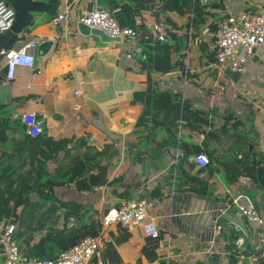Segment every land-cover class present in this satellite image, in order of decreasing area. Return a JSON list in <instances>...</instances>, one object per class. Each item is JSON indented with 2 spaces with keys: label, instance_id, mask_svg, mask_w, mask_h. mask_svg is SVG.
<instances>
[{
  "label": "crops",
  "instance_id": "0c3cea01",
  "mask_svg": "<svg viewBox=\"0 0 264 264\" xmlns=\"http://www.w3.org/2000/svg\"><path fill=\"white\" fill-rule=\"evenodd\" d=\"M37 1L48 5L59 2L52 9L54 16L64 10L65 3H72L83 12L98 7L107 9L113 1V12L120 16V25L145 27L150 32L156 24L164 29L165 19L178 27L184 24L175 12L167 13L166 18L160 14L162 23L157 22V0ZM211 1L202 0L204 4ZM232 2L227 0L222 16L264 11V0H245V7L237 10L230 8ZM51 19L46 13H32L30 25L14 39L9 50L19 49L28 41H35L37 47L33 67H17L12 80L6 77L4 53L8 50L0 48V106L8 108L10 122L21 123V115L34 112L43 120L41 135L54 140L86 138L88 146L97 150L113 144L89 123L100 113L105 127L121 136L102 162L111 167L108 185L94 193H79L72 186L56 187L54 196L99 213L105 206L112 209L118 202L121 205L145 198V221H152L159 233L157 247L153 249V239L144 235L141 226L132 230L118 224L103 228L98 237L101 255L88 264H210V260L218 264L253 263L251 252L259 241L264 244V225L257 228L249 224L237 212L235 203L250 200L264 218V197L248 179L240 177L228 183L225 173L244 151L241 136L234 134L249 133L253 141L249 152L253 149V154L258 155L264 150V45L256 48L241 71L239 81L243 84L236 91L243 99L239 109L232 110L210 95L219 87L217 76L225 77V68L220 70L217 63H206L215 49L214 35L208 33L207 27L196 34L189 32L192 49L183 60L185 70L162 76L150 72L148 76L139 72L140 56L131 44L111 40L101 36V32H83L74 20L54 25ZM1 39L0 35V44L4 46L9 38ZM44 43L50 45L41 49ZM147 89L152 92L151 97L158 91L178 92L202 113L191 123H179L176 137L183 148L162 147L164 139L170 136L161 125L162 114L155 120L152 115L145 117L149 120L141 119L144 113L151 114L145 103ZM219 91L226 94L224 87ZM76 92L80 95L75 96ZM135 94L139 99L134 101ZM223 107L228 113L222 112ZM229 114L233 115L230 120ZM236 120L241 126L232 131L230 127ZM224 124L228 133L219 131ZM25 134L23 130L7 132L1 149L10 153L15 148L14 140H25ZM171 148L179 154L173 157L168 151ZM199 152L208 157L207 166L195 162ZM55 166L48 163V171L52 172ZM227 209L235 216L226 225L217 223L215 214H223ZM227 233L238 234L237 246L246 252V256L239 255L236 263L231 261L233 254L224 249L223 236Z\"/></svg>",
  "mask_w": 264,
  "mask_h": 264
},
{
  "label": "trees",
  "instance_id": "16d2710c",
  "mask_svg": "<svg viewBox=\"0 0 264 264\" xmlns=\"http://www.w3.org/2000/svg\"><path fill=\"white\" fill-rule=\"evenodd\" d=\"M157 1V22L162 23L160 14L166 18L167 13L171 12H175L184 20L181 27L173 24L170 19L163 21L167 35L165 43L159 42L145 27L120 25V16L113 12L116 7L113 1L107 10L114 14L120 27H130L137 32L139 72L162 76L174 70L186 69L183 60L186 52L192 49V40L188 37L190 31L196 34L207 27L208 33L214 35L228 15L222 16L227 0H213L209 4H204L202 0ZM212 40L215 42L214 36ZM211 54L212 58L207 59L206 63H217L216 48ZM214 71L217 72L218 68ZM145 93V103L151 114L144 113L141 119L149 120L145 117L152 115L155 120L162 114L161 125H164L165 132L170 133V136L164 139L162 147L183 148L176 137L179 123H191L195 116H202V113L193 108L178 92L158 91L153 98L149 89ZM135 95L134 101L139 99L138 94ZM7 109L6 106H0V144L6 142L7 132H25L22 123L16 120L10 122ZM231 117L233 118V115L229 114L227 119L230 120ZM239 126L241 123L236 120L230 128L236 131ZM226 128L227 124H224L219 131L227 132ZM41 134L36 137L25 134V140H14L15 148L10 153L0 147V264L4 251L1 237L4 228L9 224L15 226L13 239L18 245L20 255L26 261L50 260L86 237H99L103 230L101 220L110 210L105 206L99 213L77 202L61 201L54 196V188L72 186L79 193H94L96 189L107 186L111 167L102 162L107 159L114 145H105L101 150H97L88 146L86 138L54 140ZM234 136H241L244 151L241 158L236 160L237 163L235 161L234 166H229L228 174L225 173L226 180L233 183L240 177L246 178L264 197V189L258 180V169L262 167L261 178L264 183V150L258 155L253 154V149L249 152V145H253L249 133ZM48 163L56 164L52 172L47 169ZM124 196L127 194L120 197ZM119 205L118 202L115 207ZM239 238L235 233L223 236L226 242L224 249L233 254V263H236L239 255L246 256V252L240 251L237 246ZM157 239H153V249L157 247ZM251 255L252 264H264V244L259 241L258 247Z\"/></svg>",
  "mask_w": 264,
  "mask_h": 264
},
{
  "label": "built area",
  "instance_id": "2783aa9c",
  "mask_svg": "<svg viewBox=\"0 0 264 264\" xmlns=\"http://www.w3.org/2000/svg\"><path fill=\"white\" fill-rule=\"evenodd\" d=\"M64 5V10L52 17V24H66L70 20H74L90 30L102 32L112 40L131 44L139 52L137 32L130 27H120L114 14L106 8L98 7L81 12L72 3H65ZM14 19V9L7 0H0V33L8 31L13 26ZM151 32L159 42H166L167 36L161 25H154ZM214 38L217 67L220 70L228 67L232 71L241 73L256 48L264 45V11L228 14L217 28ZM36 47L35 41H28L21 48L8 50L4 53L8 80L14 78L17 67H33V52ZM127 58H130V55H127ZM79 95L80 92L75 93V96ZM20 120L28 136L36 137L42 133L43 120L36 113L23 114ZM194 160L202 167L209 164L208 157L203 152H199ZM235 204L237 212L249 224L257 228L264 225V218L250 200ZM147 207L148 201L145 198L126 201L118 207L110 209L103 216L102 227L106 228L118 224L125 230H132L141 226L147 238L157 239L159 233L156 225L152 221H145ZM14 232L15 226L13 224L7 225L3 230L1 237L4 246L2 264H88L92 258H99L101 255L98 237H86L71 249L59 253L54 259L26 261L20 255L18 245L13 239Z\"/></svg>",
  "mask_w": 264,
  "mask_h": 264
},
{
  "label": "water",
  "instance_id": "95a60500",
  "mask_svg": "<svg viewBox=\"0 0 264 264\" xmlns=\"http://www.w3.org/2000/svg\"><path fill=\"white\" fill-rule=\"evenodd\" d=\"M8 4L14 9L15 11V19L13 26L5 32L0 33L2 36V41L5 40L6 38H9L6 42L5 45L2 46L0 44V48L4 47L6 50H9L12 46V43L14 39L25 29L27 28L31 21H32V13H46L50 17L54 16V12H52V9H54L56 6L59 5V2L56 3L55 5H48L45 2L42 1H37V0H7ZM79 28L83 32H92L96 34L99 31L97 30H90L88 29L85 25L81 24L79 25ZM102 33V32H101ZM101 36H105L104 34ZM110 39V38H109ZM112 40V39H111ZM50 45V43H44L40 47L41 49H45ZM223 75L233 84H237L238 81L241 78V73L240 72H235L232 71L230 68H225L223 70ZM89 123L94 126L96 129L100 130L105 136L114 144H118L121 141V136L115 134L114 132L110 131L108 128L105 127L103 120H102V115L98 113L97 118L89 120ZM251 148V146H250ZM169 152H171V155L174 157L175 155L179 154V151L176 149H169ZM262 174V167H259L258 169V180L260 185L264 189V183L261 178ZM216 215V221L219 224L226 225L227 223L230 222V219L232 218L231 216H235V213L231 210H226L225 213H220V214H215ZM229 216V217H228ZM234 224H237L236 221H232ZM242 231H244L243 227L241 226ZM210 264H218L217 261L210 260Z\"/></svg>",
  "mask_w": 264,
  "mask_h": 264
},
{
  "label": "rangeland",
  "instance_id": "374dc122",
  "mask_svg": "<svg viewBox=\"0 0 264 264\" xmlns=\"http://www.w3.org/2000/svg\"><path fill=\"white\" fill-rule=\"evenodd\" d=\"M259 1L260 0H257V2H259ZM232 4L233 5H230V8L237 10L238 8L245 7V0H233ZM256 11L259 12V10H256ZM235 14H237V13H235ZM217 81H218L219 87L215 88V90H212L210 92V95L213 96V98L217 99L219 104H223L224 107L226 106V108H228V106H231L232 110H235V107L239 109L240 106H238V105L241 104V103H239V101H241L243 98L241 95H239L238 91H236V88H240L242 86L243 82L238 81L237 84H234V86H231L230 81L228 79H226L225 77L220 78L218 76H217ZM220 87L225 88L226 94L221 93L219 91ZM233 94H235L236 97L232 96ZM224 107L222 109V112L226 114L228 112H227V109H225ZM229 111H231V110L229 109ZM236 118L240 119L239 116H236Z\"/></svg>",
  "mask_w": 264,
  "mask_h": 264
}]
</instances>
